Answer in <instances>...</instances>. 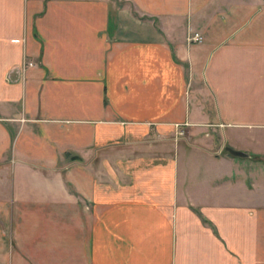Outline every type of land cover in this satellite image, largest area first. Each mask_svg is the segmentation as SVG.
<instances>
[{
	"label": "crops",
	"instance_id": "crops-1",
	"mask_svg": "<svg viewBox=\"0 0 264 264\" xmlns=\"http://www.w3.org/2000/svg\"><path fill=\"white\" fill-rule=\"evenodd\" d=\"M0 264H264V0H0Z\"/></svg>",
	"mask_w": 264,
	"mask_h": 264
},
{
	"label": "built area",
	"instance_id": "built-area-1",
	"mask_svg": "<svg viewBox=\"0 0 264 264\" xmlns=\"http://www.w3.org/2000/svg\"><path fill=\"white\" fill-rule=\"evenodd\" d=\"M201 41H202V38L199 34H192V35H189V37H188V44L189 45H198L201 43ZM182 135H183L182 132L178 133V136H182Z\"/></svg>",
	"mask_w": 264,
	"mask_h": 264
},
{
	"label": "water",
	"instance_id": "water-1",
	"mask_svg": "<svg viewBox=\"0 0 264 264\" xmlns=\"http://www.w3.org/2000/svg\"><path fill=\"white\" fill-rule=\"evenodd\" d=\"M225 152L228 153L229 155H231L234 158H239V159L247 158V156L245 154L240 153V152H235V151H233V150H231L229 148H226Z\"/></svg>",
	"mask_w": 264,
	"mask_h": 264
}]
</instances>
